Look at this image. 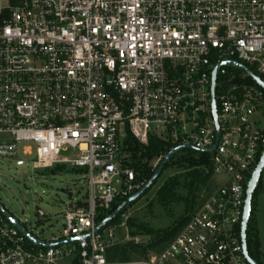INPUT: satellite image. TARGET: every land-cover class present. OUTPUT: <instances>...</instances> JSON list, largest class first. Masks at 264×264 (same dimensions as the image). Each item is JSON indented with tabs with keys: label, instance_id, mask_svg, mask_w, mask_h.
I'll use <instances>...</instances> for the list:
<instances>
[{
	"label": "built area",
	"instance_id": "2783aa9c",
	"mask_svg": "<svg viewBox=\"0 0 264 264\" xmlns=\"http://www.w3.org/2000/svg\"><path fill=\"white\" fill-rule=\"evenodd\" d=\"M255 80L264 85V0H0V159L34 153V170H84L88 188L58 237L39 240L10 215L53 247L0 213V264H247L244 193L264 153ZM132 140L163 145L155 167L176 147L215 149L200 153L207 185L176 236L113 261L120 243L96 227L142 186Z\"/></svg>",
	"mask_w": 264,
	"mask_h": 264
},
{
	"label": "rangeland",
	"instance_id": "374dc122",
	"mask_svg": "<svg viewBox=\"0 0 264 264\" xmlns=\"http://www.w3.org/2000/svg\"><path fill=\"white\" fill-rule=\"evenodd\" d=\"M6 140V136H0V141ZM203 156L189 150L176 154L174 160H182L167 165L152 187L123 209L116 223L102 229L105 234L113 232L120 243L108 251L111 260L139 259L162 249V237L194 212L204 194L207 183L201 181L203 164H198ZM190 159L197 164L189 165ZM33 161L34 153L30 157L19 153L16 158L0 159V205L34 237L49 240L61 235L67 204L87 200L86 173L68 165L34 170ZM155 163V159L149 163L152 171L157 167ZM260 185L262 193L257 198L255 218L257 235H264V169ZM37 210H42L45 217H38ZM150 244L154 247L146 249ZM142 248L146 249L145 254H141ZM260 256L264 263L261 253Z\"/></svg>",
	"mask_w": 264,
	"mask_h": 264
},
{
	"label": "water",
	"instance_id": "95a60500",
	"mask_svg": "<svg viewBox=\"0 0 264 264\" xmlns=\"http://www.w3.org/2000/svg\"><path fill=\"white\" fill-rule=\"evenodd\" d=\"M228 64V63H224ZM247 73L251 76V74L247 71ZM214 76H215V70L212 73V81H211V105H212V115L214 120L216 121V114L214 110V104H213V91H214ZM252 77V76H251ZM263 89L264 85L260 83L258 80H255ZM218 139V127L216 125V140ZM215 145H213L211 148L208 149H201L196 150L190 146H181L176 147L170 150L165 156L162 158V160L159 162L157 167L155 168L153 174L151 177L134 193L132 194L126 201L122 202L105 220H103L97 227L96 230H99L103 227H106L111 221H113L121 212L122 210L129 204L137 201L146 191H148L152 184L159 178L164 166H166L171 158H173L177 153L180 151H194L198 153H209L214 151ZM264 167V153L262 157L260 158L259 162L257 163L256 167L254 168V171L252 175L250 176V179L248 181V184L245 189L244 193V206H243V213L241 218V224H240V240H241V247H242V255L247 262V264H257L248 254L247 251V245H246V230H247V224L250 219L251 214V202H252V196L253 193L260 181V176L262 169ZM61 193H65L64 189L60 190ZM0 213L33 245L39 246V247H53L58 245L57 243L52 244H42L37 242L30 234H28L21 226H19L16 221L10 216V214L0 205ZM73 239H69L65 241V243L72 242Z\"/></svg>",
	"mask_w": 264,
	"mask_h": 264
},
{
	"label": "trees",
	"instance_id": "16d2710c",
	"mask_svg": "<svg viewBox=\"0 0 264 264\" xmlns=\"http://www.w3.org/2000/svg\"><path fill=\"white\" fill-rule=\"evenodd\" d=\"M10 4L12 6H15L17 4V0H10ZM128 148L127 152L130 153V161L133 169L135 170L137 174V180L139 183L142 185L151 177L154 171H152L151 166H149V163L157 158L159 155L166 153L165 148L163 147L162 144L158 142H153L150 141L147 146H142L139 145L135 141H129L127 142ZM176 156V155H175ZM174 156V157H175ZM174 157L171 158L169 163H172L173 161H181L182 158H179L177 160H174ZM187 163L189 165L197 164L193 160H188ZM198 164H206L205 157L203 156ZM167 165L164 166L163 170L167 168ZM162 170V171H163ZM201 181L206 184L207 178L202 176ZM154 184V183H153ZM152 184V185H153ZM152 187V186H151ZM137 191V190H136ZM135 191V192H136ZM134 192V193H135ZM147 192V191H146ZM262 193V188L260 185V181L253 193L252 196V202H251V214H250V219L247 224V230H246V245H247V251L249 256L257 263V264H264L261 261V256L259 252V240H258V235H257V230H256V218H255V212H256V204H257V198L258 196ZM125 200H122L119 204L114 206L113 211ZM136 202V201H135ZM134 203V202H133ZM112 211V212H113ZM124 210L113 220L109 223V225L116 223L120 215L123 213ZM189 216L184 218L173 230H171L169 233H167L164 237H162V247L169 242L173 237L176 236V234L181 230V228L185 225L187 222ZM171 238V239H170ZM170 239V240H169ZM154 247V244H150L147 246L146 249ZM146 249L142 248L141 254L146 253Z\"/></svg>",
	"mask_w": 264,
	"mask_h": 264
},
{
	"label": "crops",
	"instance_id": "0c3cea01",
	"mask_svg": "<svg viewBox=\"0 0 264 264\" xmlns=\"http://www.w3.org/2000/svg\"><path fill=\"white\" fill-rule=\"evenodd\" d=\"M259 206H260V202H259ZM258 213H259V211H258ZM258 240H259V250H260V253H261V255L263 257V260H264V235H262L261 233H259L258 234Z\"/></svg>",
	"mask_w": 264,
	"mask_h": 264
}]
</instances>
